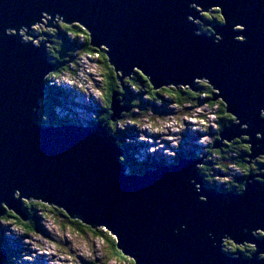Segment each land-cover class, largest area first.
<instances>
[{
  "label": "water",
  "instance_id": "obj_1",
  "mask_svg": "<svg viewBox=\"0 0 264 264\" xmlns=\"http://www.w3.org/2000/svg\"><path fill=\"white\" fill-rule=\"evenodd\" d=\"M214 8L222 17L215 25L203 14ZM44 21L83 28L122 85L136 72L156 91L198 92L204 81L233 118L213 149L247 137L246 157L255 158L264 154V0H0V217L7 210L26 221L24 200L54 206L104 228L134 264H264V235L254 233L264 232L263 175L223 193L206 185L202 159L128 173L105 121L42 120L56 64L45 42L21 32L31 35ZM110 111L112 122L127 111L117 94ZM226 240L255 252L231 255Z\"/></svg>",
  "mask_w": 264,
  "mask_h": 264
},
{
  "label": "rangeland",
  "instance_id": "obj_2",
  "mask_svg": "<svg viewBox=\"0 0 264 264\" xmlns=\"http://www.w3.org/2000/svg\"><path fill=\"white\" fill-rule=\"evenodd\" d=\"M215 10L214 8L210 12L213 14ZM203 14L205 16V13ZM204 19L214 25L222 23L221 21H209L207 17ZM201 31L212 35L204 23H199V32ZM21 33L26 40L32 39L37 44L45 42L48 49L55 48L63 35L59 29L47 27V21L36 26L31 35H26L24 31ZM46 34H54V36L49 38ZM35 35L38 36L37 39L34 38ZM66 36L70 39L73 38L70 33H67ZM83 37L85 36L80 35L74 38L80 44L84 41ZM72 58V62H69L70 70L58 72L56 65V68L47 77L49 83L52 85L59 84L55 87L59 86L68 95L64 100L56 101L53 106V113L56 120L62 121L63 117H66L65 120H72L71 123L90 126L95 124L91 123L93 121H103L97 120V117L104 114L102 110L104 106L102 70L97 55L91 56L75 47ZM54 72L58 73L54 74ZM48 82L47 86H50ZM203 82L199 81L198 85ZM128 88L129 91H132L136 101L120 100L121 105L125 106L127 111H123L120 118L113 122L116 129L114 135L110 133L117 139V142L121 140L127 144L120 143L121 147L127 149L126 151L123 150L124 154L121 156L123 162L126 163L125 158L127 160L130 158V160L136 159L135 161L139 162L151 161L157 166L165 165L169 161H175L176 154L181 153L183 157L203 160L205 164L199 165L200 169L203 167L200 173L204 172L207 179L211 181L209 184L216 185L214 188L223 193L238 192L234 189H238L237 185L239 184L234 181L245 174L248 166L241 168L234 162L220 161L217 154L209 155L207 153L209 144L216 143L219 139L216 108L208 107L202 96L199 97V104L190 103L185 108H181L165 95H163L162 100H150L147 99L142 90L140 92L131 86ZM197 93L199 94V91ZM110 113L113 114L112 111ZM188 127L192 128L188 129ZM155 135L157 138L154 137ZM216 137L217 139H215ZM246 139L247 137H243V140ZM155 141L160 143L159 147H154L156 146ZM244 145L248 146L247 144ZM189 154L193 155L189 156ZM227 154L230 155L229 152ZM246 160L248 164L256 161L260 163L259 171L254 170L252 175H259L263 171L264 154L255 158L246 157ZM153 168L155 167L146 169L140 167L139 169L136 166L131 173L143 174L146 170ZM249 175L247 174V176ZM24 201L26 202V200ZM27 217L28 219L24 222L31 219L36 221L34 232L23 231L11 220H2L0 223L3 229L1 230L3 236L0 239L5 241L10 250V258L7 261L11 264H129L130 261L133 262L127 260L128 257L123 259L125 256L122 254L114 255L112 252L119 250L116 247L111 250V245L104 243L98 237H94L90 233L83 234L72 230L63 217H56L40 209H35L31 216L27 215ZM98 228L105 230L102 227ZM258 236L263 235L259 234ZM225 242L230 241L226 240ZM261 257L264 259L263 255Z\"/></svg>",
  "mask_w": 264,
  "mask_h": 264
},
{
  "label": "trees",
  "instance_id": "obj_3",
  "mask_svg": "<svg viewBox=\"0 0 264 264\" xmlns=\"http://www.w3.org/2000/svg\"><path fill=\"white\" fill-rule=\"evenodd\" d=\"M215 13L212 14V12L205 14L204 17H207L209 21H214V22H219L222 20V17L219 13L218 10L213 11ZM58 29L59 32H63L62 38L60 39V43H58L56 45L55 48H50L48 49V53H49V58L50 60L55 63L57 65V70L58 72H62V71H66V70H70V64L72 61V54H73V48L77 47L81 52L89 54L91 56L93 55H97L98 56V62L100 63V67L102 70V76L104 79L103 82V102H104V106L102 108V110L104 111V114H102V116L97 117V120H103L107 123V127L108 130L110 131V133L112 135H114L115 132V124H113V122L110 120V106H111V99L112 96L114 94L118 95V99H126L129 100L130 102H135L136 99H134V95L132 93V91H129V86L133 87V89L135 90H139L146 95L147 99L150 100H162L163 95L169 97L171 99L172 102L176 103L177 106L181 107V108H185L187 104H193L196 105L197 103L199 104V97H203V101L207 103L208 107L210 108H216V114H217V125H218V132L220 133L226 126H228L229 124H231L233 122V118L232 116H230L229 114H227L226 110H225V105L221 102V101H216L213 102V89L205 82H203L202 84H199L197 86V89L199 91V94L197 92L191 91L188 88H183V87H169V88H163L161 90H154L152 88V86L150 85L148 79L143 76L141 73L136 72L134 75H132L131 78L127 79L124 81V84L122 85L119 82L118 76L115 74L113 68L109 65L108 60L105 56L104 51L102 50H96L94 48H92L89 45V37L88 34L86 33V31L79 27L78 25H64L62 23L58 24ZM53 32H57V31H53ZM67 33H70L73 38H68L66 36ZM80 35H84L85 37H83L84 41L81 42L80 44L77 43L76 38L79 37ZM76 37V38H74ZM68 58L66 60V58ZM58 72H54V74L58 73ZM48 93L46 95V98L44 101H42V111L40 113V116L42 118V120L44 122H48V123H56V117L54 115V111H53V106L55 105L56 101L59 99H63L66 98L68 95L65 93V91L63 89H60L59 86L55 87V86H49ZM202 92V93H201ZM202 101V100H201ZM124 102V101H123ZM67 119L66 117H63V120H60V123H64V122H72V120H65ZM97 121H93L91 122L96 123ZM58 123V122H57ZM219 137V134H218ZM217 139V137L215 138ZM218 140V139H217ZM127 145L124 143V141L118 140V144L121 145ZM213 145L214 143L209 144L208 146V151L207 153L209 155H214L217 154L218 158L220 161L222 160H228L229 162H234L235 164L239 165L241 168H244V166H247V160H246V155L249 151V147L244 145L243 143V139L240 140H235L232 143L229 144H225V146L220 149V150H214L213 149ZM123 147V146H122ZM123 150L126 151L127 149H125V147H123ZM227 152L230 153V155L227 154ZM193 154H189V156H191ZM182 156L181 153H177L176 157H175V163H178L179 158ZM229 157V158H227ZM136 159H132L127 160L125 158V165H127V168L130 172H133L132 170L137 166L139 167H143V169L146 168H151L156 167V163H152L151 161H143V162H139V161H135ZM151 163V164H150ZM223 166V165H222ZM203 170V167L201 168ZM200 169V171H201ZM263 171H261V175H264V167L262 168ZM140 172V170H139ZM248 172V173H247ZM204 177H206V175L204 174V172H201ZM250 169L246 172L245 174L240 177L237 178L234 182L239 184L237 185L238 189H234L238 192L242 191L243 189V185H244V181L247 178V174H250ZM259 174V175H260ZM205 181L207 182V184H209V181L206 177ZM208 186H213L215 187V184H209ZM23 209L25 211V213L28 216H31V213L35 210V209H40L41 211L47 212V213H51V215L53 214L56 217H63L64 219L67 220L68 223V227H70L72 230L79 232V233H83V234H87L90 233L92 234L94 237H98L99 239H101L104 243L110 244L111 245V250L114 249V247H116V242L114 240V238L111 236V234L103 229H92L88 226H86L85 224H83L81 221L78 220H71L62 210L60 209H56L55 207L43 204L41 202H37V201H30V202H24L23 204ZM35 219H37L35 217ZM2 220H11L13 223H15L16 225H18L23 231H27V232H34L35 228H36V221L35 220H30L27 222L22 221L20 218H18L17 216H15L11 211H7L5 212V214L0 217V223L2 222ZM3 230L2 226L0 224V237L3 236ZM224 250L229 253V254H243L246 257H249L253 252H254V248L252 247H242V246H236L235 248H233V244L231 242H225L224 243ZM3 251H7V260H9L10 258V250L7 247V244L5 243V241L1 238L0 239V253ZM114 255H121L122 253L120 251L114 250L112 252ZM123 255V254H122ZM123 259H127V257H123ZM128 260V259H127ZM133 261V260H132ZM134 262V261H133ZM132 262V264H134ZM7 264H11L9 263V261H7Z\"/></svg>",
  "mask_w": 264,
  "mask_h": 264
},
{
  "label": "bare ground",
  "instance_id": "obj_4",
  "mask_svg": "<svg viewBox=\"0 0 264 264\" xmlns=\"http://www.w3.org/2000/svg\"><path fill=\"white\" fill-rule=\"evenodd\" d=\"M54 24H55V26H58V24H56V23H54ZM52 26H54V25H52ZM46 35H47V34H46ZM36 44H37V43H36ZM47 47H48V46H47ZM47 49H48V48H47ZM48 55H49V53H48ZM50 61H51V60H50ZM51 62H52V61H51ZM52 63H53V62H52ZM54 64H55V63H54ZM47 77H48V76H47ZM47 82H48V80H47V78H46V85H47ZM50 82H51V81H50ZM48 84H49L50 86L59 85V84H53V85H52V83H49V82H48ZM61 85L63 86V84H61ZM64 85H65V84H64ZM70 85H71V84H70ZM65 87H66V86H65ZM46 88H47V90H46V95H47L48 90H50V89H49V86H46ZM201 93H202V92H201ZM46 95H45V98H46ZM45 98H44V99H45ZM44 99H43V100H44ZM197 104H198V103H197ZM189 128H192V127H188V129H189ZM198 130H199V129H198ZM200 133H201V131H200ZM189 134H191V133H189ZM186 136H187V135H186ZM154 137L157 138L156 135H155ZM187 137H188V136H187ZM184 138H185V136H184ZM155 144H156V146H154V147H159V146H160V143H158V141H155ZM167 144H168V143H167ZM183 144H184V143H183ZM183 144H182V145H183ZM122 150H123V147H122ZM123 153H124V152H123ZM144 156H145V155H144ZM125 168H126V171H127L128 173H131V172L128 170L127 166H125ZM138 174H139V173H138ZM260 175H261V174H260ZM263 176H264V175H263ZM205 182H206V181H205ZM206 185L208 186L207 182H206ZM208 187H212V186H208ZM254 233H255V235L258 236L261 232H260V231H257V232L255 231ZM245 245L251 246V244H245ZM245 245H244V246H245ZM231 255L236 256V255H238V254H231ZM261 255L264 256V253H261L259 257H261ZM261 258H262V257H261Z\"/></svg>",
  "mask_w": 264,
  "mask_h": 264
},
{
  "label": "flooded vegetation",
  "instance_id": "obj_5",
  "mask_svg": "<svg viewBox=\"0 0 264 264\" xmlns=\"http://www.w3.org/2000/svg\"><path fill=\"white\" fill-rule=\"evenodd\" d=\"M50 32V31H49ZM39 33V32H38ZM47 36L49 37V38H52L53 36H54V34H47ZM62 37V36H61ZM50 42H51V40H50ZM52 43V42H51ZM53 44V43H52ZM54 44H55V42H54ZM50 49V48H49ZM247 168H246V170L248 171L249 169H250V175H252V174H254L253 172H254V170H258L259 171V166H260V163L259 162H253L252 164H248L247 163ZM248 173V172H247Z\"/></svg>",
  "mask_w": 264,
  "mask_h": 264
},
{
  "label": "snow or ice",
  "instance_id": "obj_6",
  "mask_svg": "<svg viewBox=\"0 0 264 264\" xmlns=\"http://www.w3.org/2000/svg\"><path fill=\"white\" fill-rule=\"evenodd\" d=\"M260 234L264 235V232H261ZM233 248H235V245H233ZM262 252H264V251H262ZM262 261H264V260H262ZM129 264H132V262L130 261Z\"/></svg>",
  "mask_w": 264,
  "mask_h": 264
}]
</instances>
